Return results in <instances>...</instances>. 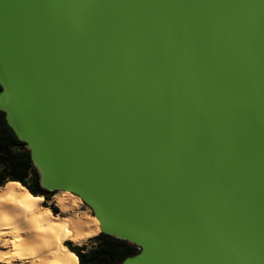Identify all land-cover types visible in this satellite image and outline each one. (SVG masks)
Listing matches in <instances>:
<instances>
[{
    "label": "water",
    "instance_id": "obj_1",
    "mask_svg": "<svg viewBox=\"0 0 264 264\" xmlns=\"http://www.w3.org/2000/svg\"><path fill=\"white\" fill-rule=\"evenodd\" d=\"M0 111L120 264H264V0H0Z\"/></svg>",
    "mask_w": 264,
    "mask_h": 264
},
{
    "label": "bare ground",
    "instance_id": "obj_2",
    "mask_svg": "<svg viewBox=\"0 0 264 264\" xmlns=\"http://www.w3.org/2000/svg\"><path fill=\"white\" fill-rule=\"evenodd\" d=\"M44 202L42 196L30 197L18 183L0 187V264H77L63 242L82 246L100 233L93 215L75 212L81 205L77 196L53 194L47 203L58 209L55 215Z\"/></svg>",
    "mask_w": 264,
    "mask_h": 264
},
{
    "label": "trees",
    "instance_id": "obj_3",
    "mask_svg": "<svg viewBox=\"0 0 264 264\" xmlns=\"http://www.w3.org/2000/svg\"><path fill=\"white\" fill-rule=\"evenodd\" d=\"M6 183H18L30 197L44 196L48 200L53 196L52 192H46L39 186L38 174L28 149L16 138L5 121L4 113L0 111V187ZM48 208L52 214H57L56 208ZM89 241L92 245L88 250L85 246H71L66 241L63 245L76 256L77 264H120L124 258L137 253L132 244L102 233Z\"/></svg>",
    "mask_w": 264,
    "mask_h": 264
},
{
    "label": "rangeland",
    "instance_id": "obj_4",
    "mask_svg": "<svg viewBox=\"0 0 264 264\" xmlns=\"http://www.w3.org/2000/svg\"><path fill=\"white\" fill-rule=\"evenodd\" d=\"M52 197V196H51ZM51 197H49V199L48 200H45V198H44V200L46 201V202H44L43 203V206H46V207H54V208H56L55 206H54V204H48L47 203V201H49L50 199H51ZM50 209V208H49ZM75 209V212L76 213H78L79 215H87V216H91L92 215V213H91V211L81 202V205H79L78 207H75L74 208ZM77 209V210H76ZM56 210H57V214L59 213V211H58V209L56 208ZM66 242H69V241H66ZM70 243V245L71 246H76V245H74V244H72L71 242H69ZM92 245V242L91 241H89V240H87L85 243H84V245H82V246H85V248L88 250L89 248H90V246ZM15 264H19V263H15Z\"/></svg>",
    "mask_w": 264,
    "mask_h": 264
}]
</instances>
